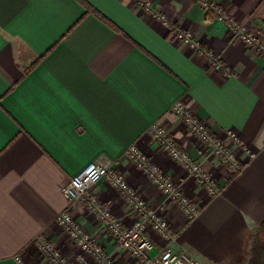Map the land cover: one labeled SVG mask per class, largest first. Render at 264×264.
Returning a JSON list of instances; mask_svg holds the SVG:
<instances>
[{
	"label": "crops",
	"instance_id": "0c3cea01",
	"mask_svg": "<svg viewBox=\"0 0 264 264\" xmlns=\"http://www.w3.org/2000/svg\"><path fill=\"white\" fill-rule=\"evenodd\" d=\"M174 29L192 34L229 71L208 59L142 10L135 0H0V264H49L34 242L44 235L73 260L76 251L56 224L68 207L62 194L88 164L108 162L150 205L161 199L124 156L136 143L160 170L181 183L201 208L188 222L166 211L176 240L172 250L198 264H239L250 237L264 221V58L232 41L227 28L195 0H151ZM264 39V0H210ZM182 101L225 145V132L240 136L255 157L236 174L204 163L220 189L202 196L187 172L147 136L163 124L194 160L196 139L170 113ZM94 193L112 215L132 224L136 216L105 181ZM73 219L93 236L115 264H138L117 249L94 217L75 202ZM157 255L163 242L147 226Z\"/></svg>",
	"mask_w": 264,
	"mask_h": 264
},
{
	"label": "built area",
	"instance_id": "2783aa9c",
	"mask_svg": "<svg viewBox=\"0 0 264 264\" xmlns=\"http://www.w3.org/2000/svg\"><path fill=\"white\" fill-rule=\"evenodd\" d=\"M195 1L204 13L211 15L227 28L232 41L242 43L264 58L263 38L239 24L222 5L210 0ZM135 2L142 10L158 19L163 26L174 29L164 16L154 10L151 0H135ZM174 31L176 41L183 42L196 53L205 56L215 71L229 75L224 62L214 56L200 41L194 39L191 33L176 28ZM170 113L182 123L186 133L198 142L200 160L192 159L179 140L161 123L151 125L147 130V136L174 164L187 172L194 186L203 196L210 199L217 197L220 194L219 186L204 168V163L215 160L220 167L231 174H236L244 164L237 151L246 157V161L252 160L255 153L231 130L225 132V137L233 148L226 146L224 141L217 138L182 101L176 102L171 107ZM124 156L147 178L163 200L155 206H150L134 188L128 185L123 174L114 171L108 162L88 164L63 187L62 194L68 201V207L56 217L57 226L66 234L78 253L73 260L62 258L58 248L41 234L36 238L34 246L49 264H115L99 242L73 219L70 209L75 202L82 203L84 210L95 218L116 248L129 253L138 264H198L192 257L176 254L172 250L176 232L165 215L166 205H170L179 210L186 221L190 222L199 214L200 203L187 197L182 191L181 183L164 174L136 143L124 150ZM102 181L108 183L125 200L136 216L132 224L125 225L122 220L115 218L108 203L101 201L94 193V187ZM147 226L163 242L162 250L155 256L150 255L154 244L146 234ZM15 260L18 264H23L20 257H15Z\"/></svg>",
	"mask_w": 264,
	"mask_h": 264
},
{
	"label": "trees",
	"instance_id": "16d2710c",
	"mask_svg": "<svg viewBox=\"0 0 264 264\" xmlns=\"http://www.w3.org/2000/svg\"><path fill=\"white\" fill-rule=\"evenodd\" d=\"M239 264H264V221L251 234L247 260Z\"/></svg>",
	"mask_w": 264,
	"mask_h": 264
},
{
	"label": "rangeland",
	"instance_id": "374dc122",
	"mask_svg": "<svg viewBox=\"0 0 264 264\" xmlns=\"http://www.w3.org/2000/svg\"><path fill=\"white\" fill-rule=\"evenodd\" d=\"M183 191V190H182ZM158 194V197H160V199H161V201L163 200V197L159 194V193H157ZM203 196V195H202ZM160 201V202H161ZM193 201H197V202H200L199 200H193ZM170 205H166V208H168ZM257 230V228L255 229V230H253V232H255ZM252 232V233H253ZM76 253H78V251H76Z\"/></svg>",
	"mask_w": 264,
	"mask_h": 264
}]
</instances>
